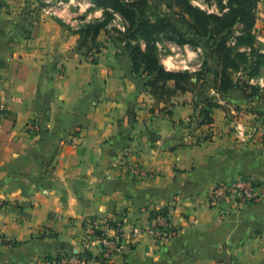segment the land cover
I'll list each match as a JSON object with an SVG mask.
<instances>
[{
    "label": "crops",
    "instance_id": "obj_1",
    "mask_svg": "<svg viewBox=\"0 0 264 264\" xmlns=\"http://www.w3.org/2000/svg\"><path fill=\"white\" fill-rule=\"evenodd\" d=\"M44 2L0 0V264H49L81 253L90 219L120 221L128 234L156 210L170 213L177 236L157 242L143 234L113 264H264V200L241 209L209 202L219 183L264 182V144L239 141L230 130L255 116L231 106L237 117L229 119L215 108L213 136L198 144L209 130L188 128L196 91L158 103L112 26L98 36V54L81 47L78 30L101 21L102 10L68 3L57 17L45 16ZM257 16L264 53V0ZM165 47L190 62L198 53ZM229 100L264 118V102H247L237 90ZM133 166L148 176H132Z\"/></svg>",
    "mask_w": 264,
    "mask_h": 264
},
{
    "label": "trees",
    "instance_id": "obj_2",
    "mask_svg": "<svg viewBox=\"0 0 264 264\" xmlns=\"http://www.w3.org/2000/svg\"><path fill=\"white\" fill-rule=\"evenodd\" d=\"M162 1L163 4L158 5L155 0H92L93 9L103 11V19L78 30L82 37L81 47H87V53L95 51L98 54V36L102 31H108L114 13L119 14L126 23V32L115 27L111 30L125 44L132 72L145 81V91L158 103L170 102L177 92L196 91L199 103L195 106L189 129L202 131L207 127L205 140L210 141L214 123L212 110L215 108H222L229 119L242 113L251 114L264 126L263 116L254 107L244 111L229 100V92L237 90L247 102L254 99L264 102V87L252 83L264 76V53L257 46L255 34L260 0H203L210 9L215 8L213 12L196 6L194 1L199 0ZM233 38L236 40L234 46L229 44ZM166 42L201 49L205 57L200 69L195 72L167 70L159 47L161 45L165 50ZM170 83H174V88ZM211 90H215L226 104H220L211 96ZM231 106L237 115H232Z\"/></svg>",
    "mask_w": 264,
    "mask_h": 264
},
{
    "label": "built area",
    "instance_id": "obj_3",
    "mask_svg": "<svg viewBox=\"0 0 264 264\" xmlns=\"http://www.w3.org/2000/svg\"><path fill=\"white\" fill-rule=\"evenodd\" d=\"M196 2V3H195ZM68 3H76L75 5L86 9L93 8L94 4L92 0H45L44 7L41 8L42 13L45 16H58V12L66 6ZM196 6L201 9L213 12L214 7L211 9L203 2V0L194 1ZM117 26H115L114 25ZM112 27L117 28L121 32H126V23L124 19L114 13V20L112 21ZM236 40L233 38L230 41V45H235ZM160 49L163 48L159 45ZM189 47V46H188ZM197 52L203 54L201 49H197ZM172 60V64L176 68L183 70L179 71H191L189 67L190 59H180V56L169 57ZM181 66V67H178ZM202 62L200 63L201 67ZM169 70V66L165 67ZM200 69V68H199ZM198 69V70H199ZM172 71V70H170ZM197 71V70H196ZM195 72V71H194ZM1 80V78H0ZM258 83V81H252V83ZM261 87H264V77L258 83ZM211 96L220 98L215 90L210 91ZM6 112V105L0 99V114ZM29 129L35 131L36 126L34 124L28 125ZM205 128V127H204ZM235 136L239 141H246L259 138L264 144V126L257 122L255 119L251 120L248 126L238 123L235 126ZM206 134H201V137L197 140V143H205ZM79 143L78 137H73L71 140L72 145ZM132 176L136 178H144L148 176V172L140 167L133 166L130 169ZM264 200V182L257 180L252 176H240L230 183H219L210 192L209 202L211 206L220 207L225 204H230L234 208H244L246 206L262 202ZM148 235L155 239L157 242H163L173 239L177 236L178 231L173 225L171 215L166 210H156L152 213L149 224L145 228L134 227L131 233H126L124 226L120 221H114V223H105L100 219H90L85 228V233L82 238V246L84 251L81 253H62L59 257H55L53 260H49V264H113V259L116 256L122 255L128 248L135 243V240L141 235Z\"/></svg>",
    "mask_w": 264,
    "mask_h": 264
},
{
    "label": "rangeland",
    "instance_id": "obj_4",
    "mask_svg": "<svg viewBox=\"0 0 264 264\" xmlns=\"http://www.w3.org/2000/svg\"><path fill=\"white\" fill-rule=\"evenodd\" d=\"M195 5H197V4H195ZM163 10H166V9H163ZM114 25H115V23H114ZM114 35L116 36L117 33L114 32ZM165 45H166V43H165ZM177 52L181 55L178 60H180V59L183 60V59H186L187 58V53L184 52V51H176V52L172 53L167 47H165V50L161 51V60H162V62H165L166 65L169 66L172 71L183 70L181 68H179V69L176 68L177 66L175 67L172 64V60L169 58L171 55L175 57V55H176ZM204 57H205L204 54L197 53V57L196 58H193V60H191V62L188 65L191 68V71L192 72H194V71H196V70H198L200 68L199 67L200 66V63L203 61ZM178 67H181V66L178 65ZM248 124H244V126L247 127ZM230 130L232 131V133H234V134L236 133L235 127H232V129H230ZM254 138H256V137H254Z\"/></svg>",
    "mask_w": 264,
    "mask_h": 264
}]
</instances>
